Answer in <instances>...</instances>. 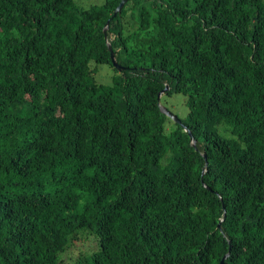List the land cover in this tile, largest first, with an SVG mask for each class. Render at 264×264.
Wrapping results in <instances>:
<instances>
[{"label":"trees","instance_id":"obj_1","mask_svg":"<svg viewBox=\"0 0 264 264\" xmlns=\"http://www.w3.org/2000/svg\"><path fill=\"white\" fill-rule=\"evenodd\" d=\"M119 2L0 0V264H264V0Z\"/></svg>","mask_w":264,"mask_h":264},{"label":"rangeland","instance_id":"obj_2","mask_svg":"<svg viewBox=\"0 0 264 264\" xmlns=\"http://www.w3.org/2000/svg\"><path fill=\"white\" fill-rule=\"evenodd\" d=\"M104 0H77L80 6L86 8L93 4H102ZM91 65L95 68L94 77L99 82H109L113 71L109 64H97L96 67L94 63ZM159 104L165 106L169 111L178 115L179 117H186L188 108L185 104V97L178 93H173L172 95L162 94L160 96ZM170 123H168V126ZM81 238L74 240L71 245L66 249L63 256L64 264H72L73 261L78 257L80 253H84L89 249L95 247L96 242L92 236L81 234ZM64 252L60 253L59 258H62Z\"/></svg>","mask_w":264,"mask_h":264},{"label":"water","instance_id":"obj_3","mask_svg":"<svg viewBox=\"0 0 264 264\" xmlns=\"http://www.w3.org/2000/svg\"><path fill=\"white\" fill-rule=\"evenodd\" d=\"M127 2V0H120V2L118 3V5L116 6L114 12H113V15H116L118 12L121 11L122 7L124 6V4ZM107 28H108V21L105 23L104 25V28H103V33H104V37L106 39V32H107ZM107 47H108V50L110 52V60L112 62V65L113 67L118 70V71H121L122 70V66L116 61L115 57H114V54L112 52V48H111V45L109 44V42H107ZM168 86L166 85L164 87V89L160 90L159 93L157 94V100H158V106H159V109L160 111L165 114L167 117H169L171 120L177 122V123H180V120L179 118L177 117V115H175L174 113H172L171 111H169L165 106H162L159 104V99H160V96L166 92L168 90ZM189 136H190V139H191V143L193 146H195V141L193 139V137L191 136V134L189 133ZM228 253L225 255L227 256Z\"/></svg>","mask_w":264,"mask_h":264},{"label":"clouds","instance_id":"obj_4","mask_svg":"<svg viewBox=\"0 0 264 264\" xmlns=\"http://www.w3.org/2000/svg\"><path fill=\"white\" fill-rule=\"evenodd\" d=\"M160 100V99H159Z\"/></svg>","mask_w":264,"mask_h":264}]
</instances>
